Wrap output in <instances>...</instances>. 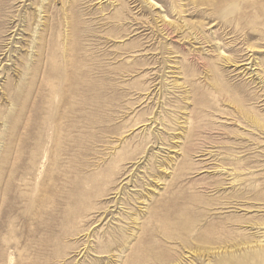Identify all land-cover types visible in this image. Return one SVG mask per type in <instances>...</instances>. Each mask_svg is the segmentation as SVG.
Masks as SVG:
<instances>
[{
  "label": "rangeland",
  "instance_id": "obj_1",
  "mask_svg": "<svg viewBox=\"0 0 264 264\" xmlns=\"http://www.w3.org/2000/svg\"><path fill=\"white\" fill-rule=\"evenodd\" d=\"M0 264H264V0H0Z\"/></svg>",
  "mask_w": 264,
  "mask_h": 264
},
{
  "label": "bare ground",
  "instance_id": "obj_2",
  "mask_svg": "<svg viewBox=\"0 0 264 264\" xmlns=\"http://www.w3.org/2000/svg\"><path fill=\"white\" fill-rule=\"evenodd\" d=\"M229 61V60H228ZM248 64H250V63H248ZM248 64H246V65H248Z\"/></svg>",
  "mask_w": 264,
  "mask_h": 264
}]
</instances>
